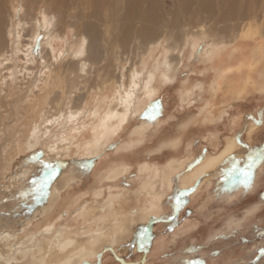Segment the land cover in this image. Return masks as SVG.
<instances>
[{
    "label": "bare ground",
    "instance_id": "1",
    "mask_svg": "<svg viewBox=\"0 0 264 264\" xmlns=\"http://www.w3.org/2000/svg\"><path fill=\"white\" fill-rule=\"evenodd\" d=\"M178 1L170 0L172 9H165L161 0H0V179L8 180L7 186L0 185V264H80L102 247L120 250L136 243L141 222L155 214L159 206L151 203L147 210L133 216L124 209L123 203L113 209L117 197L113 194H108L104 203L89 204L79 211V215H86L89 224L78 232L49 226L42 232L29 231L41 216L54 208L60 191L81 177L83 171L77 165H62L55 176L49 174L47 167L49 164L56 167L59 161L71 156L74 132L88 125L92 127L91 137L75 145V156L84 161L101 152L122 129L129 115L145 107L166 82L175 78L185 47L191 51L186 58L199 53L200 61L209 62L212 68L224 59L210 83L213 94L225 89L229 99L239 100L251 87L264 91V77L254 74L264 60V30L261 29L264 0ZM192 3L197 9H207L209 28L202 22L191 26L188 19H183V12L186 14ZM258 14L260 22L255 18ZM71 32L75 48L68 49L67 57L63 50L55 54L52 38L64 39ZM246 40L255 43L247 55L242 47ZM130 48L133 60L124 57ZM157 51L159 57L153 68L150 61ZM15 54L20 56L19 69L13 62ZM238 55L241 57L234 64ZM100 70L103 76L99 75ZM104 76L116 79L114 95L97 100L87 113L88 121L80 125L89 90L98 84L104 85L105 81L101 80H105ZM13 86H20L23 93L15 96ZM42 93L49 97L46 105L35 121H29L31 127L20 129L27 111L34 112L33 105ZM192 94V89L183 90L181 102H191L195 98ZM70 95H73L72 109L66 113ZM24 103L27 105L23 108ZM61 121L71 124V132L56 135L48 154L31 155L25 163L14 161L15 157L31 153ZM150 125L143 121L132 132L141 134ZM248 125L247 130L251 131L254 125L252 122ZM178 141L175 137L161 143L159 148L164 144L176 146ZM240 143L234 135L226 138L219 150L205 156L182 179L181 185L186 187L208 172L206 178L215 175L218 165ZM188 160L171 159L162 173L146 163L141 165L137 175L139 188L156 195L152 196L153 201L158 200L156 187L167 189L171 174ZM126 170L128 166L118 164L107 172L106 178L114 179ZM45 176L48 180L44 185L34 188ZM95 194L100 195V190ZM90 223L100 226L92 229Z\"/></svg>",
    "mask_w": 264,
    "mask_h": 264
},
{
    "label": "rangeland",
    "instance_id": "2",
    "mask_svg": "<svg viewBox=\"0 0 264 264\" xmlns=\"http://www.w3.org/2000/svg\"><path fill=\"white\" fill-rule=\"evenodd\" d=\"M161 3L165 9L172 7L170 0H161ZM44 5L45 1L42 6ZM191 5L186 8V14L183 12V19H188L191 26L202 22L208 27L210 18L207 9H197L195 3ZM259 16L261 17L260 14L255 17L257 21L260 20ZM261 27L264 30V22ZM163 38L166 39V36ZM74 40L72 32L64 39L52 38V44L56 48L55 54L63 50L67 57L68 49L76 46ZM237 42L240 43L241 40ZM243 42L245 43L242 46L243 52L248 54L255 43L248 40ZM131 49L124 55L126 59L133 56ZM189 50V47H185L184 57L178 63L175 78L166 82L145 107L135 114L131 113L122 129L108 141L101 152L87 157L84 161L75 156V145L91 137L92 127L88 125L81 131L74 132L71 156L59 161L57 169L77 165L81 172L83 171L81 177L60 191L61 195L54 208L41 216L40 220L31 226L29 232H42L48 226L52 229L62 227L78 232L89 224L86 215H79V211L89 204H102L108 194H113L117 196L113 202V209L123 203L124 209L137 216L153 203L156 207L159 206L158 211L148 215L141 222L136 243L120 250L102 247L94 256L84 259L80 264H99L100 261L102 264H200L201 261L203 264H264V161L256 163L253 169L254 178L248 187L239 182L243 179L241 171L247 166L249 156L255 151L264 150V122L256 123L264 121V91L251 87L246 96L239 100L229 99L225 89L213 94L210 83L215 69L223 65L224 59L221 63L217 62L213 69L208 66L209 62L200 61L199 53L192 58H186L191 54ZM40 54L39 49V59L42 57ZM15 57L13 62L16 69H19L17 60L20 56L15 54ZM158 57V51L154 52L150 61L153 68ZM239 57L241 56L238 55L234 59V64L239 61ZM262 61L256 67L255 77H264V60ZM102 73L100 70L99 75ZM105 77L107 76L103 77L105 80L101 79L105 81L104 85L98 84L97 89L94 87L89 90L85 105L82 106L85 115L83 120H80V125L88 121L90 115L87 113L93 109L95 103L106 96L112 98L114 95L116 79ZM15 82L16 86L17 76ZM15 86L12 88L13 93L18 97L23 93V89L19 86L18 90ZM186 89H192V96L195 98L183 104L180 96ZM46 96V93L40 94L36 105H33L34 112L27 111V117L21 123L20 129L31 127L30 122L37 119L41 109L46 105L44 103L49 98ZM72 96L65 108L66 113L72 109ZM192 96L190 97L193 98ZM24 104L23 108L27 105ZM208 115H211L209 119L206 118ZM143 121L150 122L151 125L141 134L133 133L135 126ZM249 122L254 125L251 131L247 130ZM70 126L69 122L63 121L54 125L51 128L52 134L47 139L45 138L31 153L26 152L21 157H15L14 161L25 163L31 155L39 157L48 154L49 146L60 134L64 131L71 132ZM233 135L242 143L218 165L216 174L206 178L208 172L201 176L202 178H197L192 184L183 187L182 179L193 171L205 156L219 150L226 138ZM175 137L179 139L176 146L164 144L159 148L161 143ZM243 143L245 148L242 147ZM186 158H189V162L171 174L167 189L156 187L158 200L153 201L151 198L156 195L147 194L145 190L139 188L140 179L137 175L141 165L146 163L162 173L166 162ZM118 164L128 166V170L114 179H107V172ZM233 164L241 171L229 176ZM233 179L237 181L235 185L232 184ZM47 180L45 176L40 182L41 185L35 184L33 187L40 188ZM7 184L8 180L0 179L2 187ZM27 187L31 186L28 184ZM97 190H100V195L95 194ZM90 225L92 229L100 226V224L95 226L94 223Z\"/></svg>",
    "mask_w": 264,
    "mask_h": 264
},
{
    "label": "snow or ice",
    "instance_id": "3",
    "mask_svg": "<svg viewBox=\"0 0 264 264\" xmlns=\"http://www.w3.org/2000/svg\"><path fill=\"white\" fill-rule=\"evenodd\" d=\"M261 122H264V121H256V123L258 124ZM261 161H264V150L255 151L249 156L248 164L242 171L240 169H237L236 165L233 164L232 171L229 172V176H232L234 172L241 171V175L243 176V179L239 182L243 183L245 187H248L254 178L253 169L255 168L256 163L261 162ZM47 167L50 169L51 175L55 176L58 165L54 167L53 165L49 164L47 165ZM236 183L237 181L233 179L232 184L235 185ZM99 264H102V261H100ZM200 264H203V261H201Z\"/></svg>",
    "mask_w": 264,
    "mask_h": 264
}]
</instances>
